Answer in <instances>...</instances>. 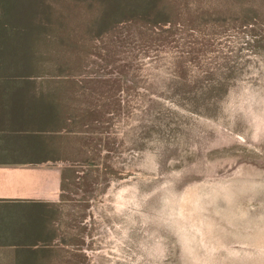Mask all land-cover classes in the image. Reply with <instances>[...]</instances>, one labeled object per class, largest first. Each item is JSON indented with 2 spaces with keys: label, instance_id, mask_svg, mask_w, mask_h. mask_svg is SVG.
Here are the masks:
<instances>
[{
  "label": "rangeland",
  "instance_id": "obj_1",
  "mask_svg": "<svg viewBox=\"0 0 264 264\" xmlns=\"http://www.w3.org/2000/svg\"><path fill=\"white\" fill-rule=\"evenodd\" d=\"M154 4L33 56L80 133L49 264H264V0Z\"/></svg>",
  "mask_w": 264,
  "mask_h": 264
},
{
  "label": "crops",
  "instance_id": "obj_2",
  "mask_svg": "<svg viewBox=\"0 0 264 264\" xmlns=\"http://www.w3.org/2000/svg\"><path fill=\"white\" fill-rule=\"evenodd\" d=\"M8 36L16 39L3 51L0 30V71L3 59L33 62L39 51L68 48L83 37L74 30ZM50 82L0 74V264H49L66 246L55 214L64 207L65 185L82 177L80 161L71 156L72 138L80 133Z\"/></svg>",
  "mask_w": 264,
  "mask_h": 264
},
{
  "label": "trees",
  "instance_id": "obj_3",
  "mask_svg": "<svg viewBox=\"0 0 264 264\" xmlns=\"http://www.w3.org/2000/svg\"><path fill=\"white\" fill-rule=\"evenodd\" d=\"M101 3V11L98 16L90 19V24L82 28H71L61 18L63 14L59 9H51L47 0H0V30H3V51L8 50L10 41H15L14 35L27 31H71V30H90L94 26H100L103 23L116 18L115 12L118 6L128 10L126 13H135L136 15H147L155 7L156 0H89ZM98 4V5H99ZM100 7V6H99ZM84 28V29H83ZM26 47L23 48L27 53ZM30 52V51H29ZM36 69L30 60L23 62H10V59H3V78L31 77Z\"/></svg>",
  "mask_w": 264,
  "mask_h": 264
}]
</instances>
